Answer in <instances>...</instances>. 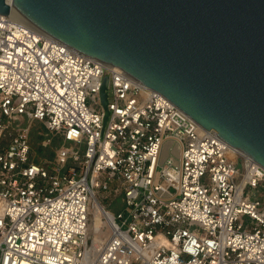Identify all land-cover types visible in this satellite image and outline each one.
Wrapping results in <instances>:
<instances>
[{
	"label": "built area",
	"instance_id": "2783aa9c",
	"mask_svg": "<svg viewBox=\"0 0 264 264\" xmlns=\"http://www.w3.org/2000/svg\"><path fill=\"white\" fill-rule=\"evenodd\" d=\"M36 122L42 149L62 139L42 159ZM218 134L122 68L0 14V264H85L93 199L110 230L98 264H264V168Z\"/></svg>",
	"mask_w": 264,
	"mask_h": 264
},
{
	"label": "water",
	"instance_id": "95a60500",
	"mask_svg": "<svg viewBox=\"0 0 264 264\" xmlns=\"http://www.w3.org/2000/svg\"><path fill=\"white\" fill-rule=\"evenodd\" d=\"M12 7L159 91L264 168V0H0V14Z\"/></svg>",
	"mask_w": 264,
	"mask_h": 264
},
{
	"label": "bare ground",
	"instance_id": "6f19581e",
	"mask_svg": "<svg viewBox=\"0 0 264 264\" xmlns=\"http://www.w3.org/2000/svg\"><path fill=\"white\" fill-rule=\"evenodd\" d=\"M8 2L11 3V0H8ZM10 15L12 17L16 18L17 20H19V21H21V22H23V23H25V24L33 27V28L39 29L34 23L29 21L22 14H20L14 7H12ZM243 164H244L245 173H248L249 167H248L247 161L244 160ZM92 208L94 210V214H93L94 226L92 229H93V232L95 234L94 235L95 236V244H98V248L97 247H96V249L91 248L87 251V256L85 258V264H98V259H99L100 253L103 249L102 247H104V244L106 243V240L110 234V230L107 228L106 213L104 211L103 206L97 200L93 199L92 200ZM104 228H107V231H105ZM93 255H94V257L96 256L97 258L93 259L92 258Z\"/></svg>",
	"mask_w": 264,
	"mask_h": 264
},
{
	"label": "rangeland",
	"instance_id": "374dc122",
	"mask_svg": "<svg viewBox=\"0 0 264 264\" xmlns=\"http://www.w3.org/2000/svg\"><path fill=\"white\" fill-rule=\"evenodd\" d=\"M31 130H32V142H33V145L35 148V152H36V154H38V157L40 159L53 155L55 150L62 144V139L60 137H53L51 139V142L49 143V145L46 148L42 149L43 148L42 147V141H43V135L42 134L45 132V129L43 128V126L40 123L36 122V123H33ZM43 150H44V153H42ZM239 166L242 168L243 164L240 162ZM170 191L172 193H175L174 188H171ZM256 194L264 197V183L259 187ZM106 203H108V202H106ZM91 210H92V215L90 217V234H91L90 237H91V239L89 242L88 250L91 248H95V249H96V247L98 248V244H95V236H94L95 234H94L93 229H92L94 226V217H93L94 210H93V208ZM104 230L107 231L106 228H104ZM92 258L96 259L97 257L96 256L94 257V255H93Z\"/></svg>",
	"mask_w": 264,
	"mask_h": 264
}]
</instances>
